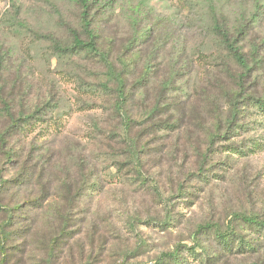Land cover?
I'll return each instance as SVG.
<instances>
[{"label": "rangeland", "instance_id": "374dc122", "mask_svg": "<svg viewBox=\"0 0 264 264\" xmlns=\"http://www.w3.org/2000/svg\"><path fill=\"white\" fill-rule=\"evenodd\" d=\"M90 4L98 48L129 64L127 132L102 63L55 49L86 40L77 1L0 0V109L38 118L8 140L13 162L0 154L4 180L30 179L5 193L21 229L0 264H176L175 250L180 264H264V234L239 219L264 222V118L245 101L230 120L235 95L264 97V0ZM203 225L248 248L223 250Z\"/></svg>", "mask_w": 264, "mask_h": 264}, {"label": "trees", "instance_id": "16d2710c", "mask_svg": "<svg viewBox=\"0 0 264 264\" xmlns=\"http://www.w3.org/2000/svg\"><path fill=\"white\" fill-rule=\"evenodd\" d=\"M80 9H81V23H82V30L86 35V40L81 39V37L77 33H72V40L67 47H57L55 48L56 51L59 53L66 52L68 54H79L85 53L88 54L92 59H97L102 63V65L106 69L105 77L106 81L102 84L101 88L103 90H108V85L113 84L114 89L113 91L117 94V100L113 105L114 113L122 118V125L125 131H129L131 125L134 123L130 120V118L126 114L127 104L130 100V93L127 91L126 87V75L129 74V64L125 62L122 63V69L116 71L114 63L109 59L108 55L102 52L96 42V36L91 29V18H90V11L92 10L90 0H76ZM240 32L238 33V35ZM221 41L227 45L229 54L234 59V61L242 68L246 69V63L244 61L243 55L241 53V49L236 46V42L232 41L227 33H220L219 34ZM124 63V65H123ZM149 69L146 68L144 75H149ZM236 98L233 100V104L231 105L230 111V120L236 117L237 113V105L238 103L244 102L247 103L244 106L253 107L256 112L264 118V97L256 98V97H244L241 100L237 101V97L241 98V94L235 95ZM132 99V98H131ZM1 116L5 118V126L0 131V154L3 156L7 162H13L14 159L17 158V155L13 152L11 148H7L8 140L17 134H22L24 129L29 124V120L35 118L34 116H25L23 113L14 116L11 114V110L8 104H3L0 109ZM35 114V113H34ZM38 119V118H35ZM229 122V125L231 124ZM214 138V137H212ZM227 151H235L239 155L241 152L235 149H229ZM30 180V179H29ZM28 178L24 175L21 171L11 180H4L0 173V256L1 260L0 263L5 262V256L7 255V243L14 239V237H18V231L21 227L17 226L18 223V211H20L19 203L16 204H7L5 203V193L7 190L13 186H21L24 183L29 182ZM91 194L97 191V186H91ZM32 206L39 205L37 200L31 202ZM247 226L253 229V232L261 237L260 234H264V222L259 221L253 217H239ZM17 226V227H16ZM201 232L204 234H211L213 241L220 245L223 250L227 252H232L233 249V242L237 243V252H243L246 248H248V244L239 236L233 234V232L227 228L226 230L222 231L218 227L211 226V225H203L198 227L197 232ZM261 241V240H260ZM264 242V240H263ZM259 238H257L256 245H259ZM255 244V243H254ZM191 253H194V250H190ZM200 264H208V259L206 256H203V252L200 255ZM166 259H169L173 263L180 264L179 257L177 254V250L167 253L164 255ZM180 262V263H179Z\"/></svg>", "mask_w": 264, "mask_h": 264}]
</instances>
